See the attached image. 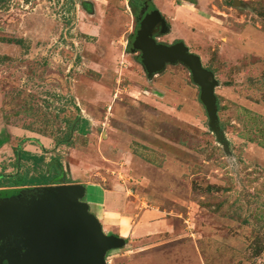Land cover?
<instances>
[{"label": "rangeland", "instance_id": "obj_1", "mask_svg": "<svg viewBox=\"0 0 264 264\" xmlns=\"http://www.w3.org/2000/svg\"><path fill=\"white\" fill-rule=\"evenodd\" d=\"M135 2L0 0L1 166L57 159L68 184L122 185L161 213L142 244L111 229L127 245L107 264H264V0L153 2L161 41L215 76L221 139L187 68L149 77L132 52Z\"/></svg>", "mask_w": 264, "mask_h": 264}, {"label": "water", "instance_id": "obj_2", "mask_svg": "<svg viewBox=\"0 0 264 264\" xmlns=\"http://www.w3.org/2000/svg\"><path fill=\"white\" fill-rule=\"evenodd\" d=\"M168 33L158 12L149 13L137 27L132 52L149 77L167 65H183L199 88L209 127L218 139V106L214 74L203 68L197 55L183 42L158 44L153 35ZM18 175L20 160H17ZM85 187L62 184L22 190L18 196L0 199V264H107V253L121 250L125 239L106 235L99 220L83 201Z\"/></svg>", "mask_w": 264, "mask_h": 264}, {"label": "crops", "instance_id": "obj_3", "mask_svg": "<svg viewBox=\"0 0 264 264\" xmlns=\"http://www.w3.org/2000/svg\"><path fill=\"white\" fill-rule=\"evenodd\" d=\"M8 156L10 153L8 152ZM8 163H0V173L3 171L6 175H12ZM78 184L83 183L87 187L95 188L99 194L92 193V198L87 200L86 203L90 207H95V217L102 225L103 232L106 235H115V232H111V229L116 231H123L124 238L145 242L146 240L153 239L160 234V230L157 229L159 213L154 208L148 207L146 203L136 201L128 195L122 185H115L113 188H105L102 184L76 182ZM87 193L85 192V197ZM99 197V200L97 199ZM118 216V219H116ZM118 220V221H117ZM124 221V222H123ZM109 227V228H106ZM113 227V228H112ZM127 227V229H125ZM169 233L172 231L171 227L166 228ZM116 236V235H115Z\"/></svg>", "mask_w": 264, "mask_h": 264}, {"label": "trees", "instance_id": "obj_4", "mask_svg": "<svg viewBox=\"0 0 264 264\" xmlns=\"http://www.w3.org/2000/svg\"><path fill=\"white\" fill-rule=\"evenodd\" d=\"M137 4H134V8ZM16 162L19 158L20 169H22L24 164H30L32 166V171L36 173L38 167L44 163V157L41 155H36L24 150H15ZM15 163V167H17ZM66 180V173L57 159H54L49 165H47L46 173H39L36 175H31L30 169H26L24 173H18V175H6L2 171L0 173V188H33L51 185H62L68 184ZM6 192V191H3ZM17 192V191H16ZM14 191V193H16ZM6 194V193H5Z\"/></svg>", "mask_w": 264, "mask_h": 264}, {"label": "flooded vegetation", "instance_id": "obj_5", "mask_svg": "<svg viewBox=\"0 0 264 264\" xmlns=\"http://www.w3.org/2000/svg\"><path fill=\"white\" fill-rule=\"evenodd\" d=\"M155 0H136L135 4H137V27L143 22V20L146 18V16L149 14V13H153V12H158L161 16V12L155 7L154 5V2ZM163 17V16H162ZM163 19L165 20V18L163 17ZM166 21V20H165ZM166 26L168 28V33L170 32V28L166 22ZM136 27V29H137ZM136 29H135V33H136ZM160 30H158L154 35H153V39L155 40L156 43L158 44H164V45H173L175 43H178V42H182V41H175L173 43H164L163 41H161L160 38H162L163 36L167 35H160ZM135 33H134V36H135ZM134 36L131 40V43H130V46L132 48V42H133V39H134ZM185 45V44H184ZM186 46V45H185ZM187 47V46H186ZM188 48V47H187ZM189 51V49H188ZM190 54H193L189 51ZM138 54L140 55V53L138 52ZM195 55V54H194ZM140 57V56H139ZM203 66V65H202ZM205 68V67H203ZM206 69V68H205ZM208 70V69H207ZM43 187V186H42ZM1 189H6V188H0ZM10 189H15V190H18L16 193H12L10 195H0V199H4V198H10V197H15V196H18L20 194V192L22 190H27L26 188L25 189H22V188H10ZM1 244V243H0Z\"/></svg>", "mask_w": 264, "mask_h": 264}, {"label": "built area", "instance_id": "obj_6", "mask_svg": "<svg viewBox=\"0 0 264 264\" xmlns=\"http://www.w3.org/2000/svg\"><path fill=\"white\" fill-rule=\"evenodd\" d=\"M106 262L108 263V261L106 260Z\"/></svg>", "mask_w": 264, "mask_h": 264}]
</instances>
